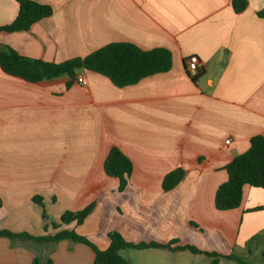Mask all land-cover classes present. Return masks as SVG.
<instances>
[{
    "label": "crops",
    "instance_id": "obj_1",
    "mask_svg": "<svg viewBox=\"0 0 264 264\" xmlns=\"http://www.w3.org/2000/svg\"><path fill=\"white\" fill-rule=\"evenodd\" d=\"M32 1L53 15L30 31L0 32V45L21 56L59 64L132 43L170 50L173 67L125 88L91 71L86 85L68 87L66 76L36 84L0 67V232L74 230L106 250L117 231L133 244L177 240L173 248L193 245L262 264L264 211L255 209L264 205V189L246 185L242 204L230 211L217 210L215 196L228 181L225 168L264 136V0H248L242 13L232 0ZM18 11V0H0V26ZM191 56L202 64L197 81L187 72ZM114 147L134 165L124 192L104 169ZM177 168L184 179L164 191V177ZM93 202L84 224L53 227ZM130 251L186 252L121 251L129 264ZM36 256L41 264H95L83 243L0 237V264H33Z\"/></svg>",
    "mask_w": 264,
    "mask_h": 264
},
{
    "label": "trees",
    "instance_id": "obj_2",
    "mask_svg": "<svg viewBox=\"0 0 264 264\" xmlns=\"http://www.w3.org/2000/svg\"><path fill=\"white\" fill-rule=\"evenodd\" d=\"M18 4L19 11L15 21L10 25L0 26V32L13 34L30 31L36 23L53 15V9L48 5L32 0H18ZM232 6L236 13H242L248 7V0H232ZM259 15L264 18L263 13ZM0 67L9 75L36 84L66 76L70 79L68 87L76 81L80 73L91 71L107 77L116 87L125 88L136 85L150 76L168 73L173 67V56L171 51L165 48L143 50L132 43H112L86 57L56 64L26 58L0 45ZM201 75L202 72L192 78L197 81ZM104 169L109 177L119 180L118 191L124 192L134 170L132 161L119 148L114 147L105 160ZM225 169L228 173V181L218 188L215 196V206L219 211L239 208L246 185L264 189V136L252 138L249 150L236 156ZM185 174L186 171L183 168H177L168 173L163 180V190L166 192L174 190L184 179ZM34 202L44 207L42 198H34ZM95 208L96 203L93 202L83 210L67 211L61 216L59 224L54 223L53 227L58 228L61 225L72 223L82 225ZM255 211H264V205L256 208ZM192 225L195 226L194 223ZM0 237L9 238L13 242L31 240L41 244H57L62 240H71L83 243L94 250L95 264H129L120 256L121 251L148 249L189 251L210 257L213 259L212 264H219L220 259L233 260L238 264H249L235 255L222 256L215 252L200 250L193 245L173 248L177 240H172L167 244L157 242L133 244L127 242L117 231L109 234L110 246L106 250L98 249L91 241L74 230H62L53 237H32L27 233L2 231ZM33 264H41V258L36 256ZM46 264H52L51 259H48Z\"/></svg>",
    "mask_w": 264,
    "mask_h": 264
},
{
    "label": "rangeland",
    "instance_id": "obj_3",
    "mask_svg": "<svg viewBox=\"0 0 264 264\" xmlns=\"http://www.w3.org/2000/svg\"><path fill=\"white\" fill-rule=\"evenodd\" d=\"M46 216H44L45 218ZM43 237V236H42ZM154 253L130 251L125 257L130 260L131 264H212L210 257L206 255H195L189 251L176 254L174 258L165 255L163 251H153ZM259 258V257H258ZM264 264V259L259 258ZM222 264H233L229 261H223Z\"/></svg>",
    "mask_w": 264,
    "mask_h": 264
},
{
    "label": "built area",
    "instance_id": "obj_4",
    "mask_svg": "<svg viewBox=\"0 0 264 264\" xmlns=\"http://www.w3.org/2000/svg\"><path fill=\"white\" fill-rule=\"evenodd\" d=\"M202 64L197 56H191L187 60V72L190 76L195 77L201 72ZM76 83L80 85H86L87 81L84 76V72L80 73L76 79ZM232 142L231 138L226 141V144H230Z\"/></svg>",
    "mask_w": 264,
    "mask_h": 264
}]
</instances>
